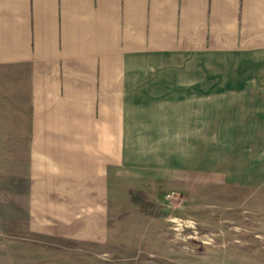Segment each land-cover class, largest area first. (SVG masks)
I'll list each match as a JSON object with an SVG mask.
<instances>
[{
  "label": "crops",
  "instance_id": "1",
  "mask_svg": "<svg viewBox=\"0 0 264 264\" xmlns=\"http://www.w3.org/2000/svg\"><path fill=\"white\" fill-rule=\"evenodd\" d=\"M121 173L264 185V0H0V217L87 237Z\"/></svg>",
  "mask_w": 264,
  "mask_h": 264
},
{
  "label": "rangeland",
  "instance_id": "2",
  "mask_svg": "<svg viewBox=\"0 0 264 264\" xmlns=\"http://www.w3.org/2000/svg\"><path fill=\"white\" fill-rule=\"evenodd\" d=\"M183 66L226 68L223 51L210 47L185 54ZM207 144L222 163L224 143L196 142L195 149ZM129 176L138 175L121 173L119 204L88 221L87 237L44 235L0 217V264H264V185L227 186L222 176L198 175L182 185L168 175L167 188L151 190L165 198L153 199L131 188ZM88 216H95L90 209Z\"/></svg>",
  "mask_w": 264,
  "mask_h": 264
}]
</instances>
